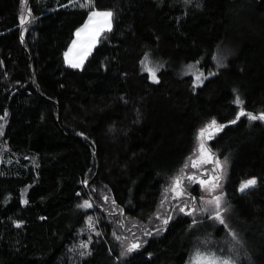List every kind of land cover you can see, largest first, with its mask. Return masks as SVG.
<instances>
[{
  "label": "trees",
  "instance_id": "trees-1",
  "mask_svg": "<svg viewBox=\"0 0 264 264\" xmlns=\"http://www.w3.org/2000/svg\"><path fill=\"white\" fill-rule=\"evenodd\" d=\"M66 3L28 0L36 20L22 43L21 0H0V115L9 113L0 135V264H121L113 230L131 239L127 228L142 237L159 226L149 218L193 153L198 129L234 119L237 94L247 110H264V0H97L116 12L113 30L82 69L68 66L64 53L87 9ZM220 45L235 55L215 69ZM146 53L166 65L159 83L141 70ZM196 61L215 75L193 90L194 77L176 70ZM207 143L227 158L222 183L233 228L249 235L252 264L264 263V122L243 117ZM253 176L256 187L238 191ZM189 191L199 201V185ZM83 199L94 207L78 208ZM86 216L98 219L101 236L89 232ZM190 223L175 215L126 264H186L196 236ZM90 234L92 255L72 251Z\"/></svg>",
  "mask_w": 264,
  "mask_h": 264
},
{
  "label": "snow or ice",
  "instance_id": "snow-or-ice-1",
  "mask_svg": "<svg viewBox=\"0 0 264 264\" xmlns=\"http://www.w3.org/2000/svg\"><path fill=\"white\" fill-rule=\"evenodd\" d=\"M184 2L185 4H192L193 0H184ZM21 5L22 12L19 16V26L22 30L21 42L23 43L24 32L28 31V25L32 24L36 20V17L33 15L31 8L28 7V0H21ZM62 6L87 9V19L76 29L75 38L64 53L65 62L71 68L82 69L85 61L92 54L93 49L101 42V38L105 37L106 33L112 32L116 12L111 8L97 7V0H68V4ZM213 59L217 58L213 57ZM140 63L143 66V70L148 73L149 79L154 83H159L158 73L163 68V65L153 63L147 53ZM195 64H199V61H196ZM195 64L187 65L186 69L193 70ZM213 75H215L213 72L205 74L203 71L196 70L192 80L193 90L201 87L204 81ZM234 104L238 107V111L235 118L228 121L227 124L219 123L216 118H212L198 129L195 138L197 144L193 153L186 158L178 172L168 178L166 186L162 190L158 209L153 217L149 218L150 220L154 219L158 221L159 226L146 227L142 237L136 236L132 232V228H127L126 231L132 233L131 239L128 236L117 234L115 229L113 230L115 240L120 242V252L117 260L121 261V264H126L127 259L133 253L138 252V250L144 247L147 243V240L144 239L145 237L160 234L161 231L166 230L175 215L190 217V229H196L203 223L202 218L218 222L219 225L227 230V235L231 237V240H228L223 245L219 241H213L210 236L204 239L197 238V242L193 246L186 264H241L240 248L243 247V239L226 221L228 208L226 206V194L223 191L222 181L226 177L227 158L223 161L220 160L216 153L208 146L207 142L212 140L216 134L228 125L237 124L243 117H246L249 122H264V110L258 113L247 110L239 94L236 95ZM8 115L9 113L5 110L3 115H0V121L6 123ZM5 123H0V135L3 134ZM80 135L83 136L84 133H80ZM208 165H211V168L206 167ZM190 168L195 169V171H189ZM81 183L85 187L89 186L87 178L82 180ZM192 184H198L201 189L202 194L199 197V201L189 191ZM257 184L258 179L254 176L250 177L240 182L238 191L244 193L255 188ZM77 195L81 194L77 193ZM103 199L105 203L109 202L107 195ZM21 202L27 205L29 200L25 198ZM111 206L117 208L123 214V209H119L114 199L111 200ZM77 207L80 209H91L94 207V202L91 199H83ZM160 209H164V212L162 213ZM86 221L90 233H95L96 236L102 235L96 228V224L99 222L98 219L86 216ZM14 223L16 227H20L23 221L17 220ZM116 226L118 228L125 227L124 223L120 220L116 221ZM132 227L135 228L137 225L134 224ZM83 231L84 229L82 228L81 232ZM92 243L93 240L90 234L86 240L80 241L72 251L78 250L81 257L90 256L92 255L90 247ZM109 251L111 252L112 250L109 249Z\"/></svg>",
  "mask_w": 264,
  "mask_h": 264
},
{
  "label": "rangeland",
  "instance_id": "rangeland-1",
  "mask_svg": "<svg viewBox=\"0 0 264 264\" xmlns=\"http://www.w3.org/2000/svg\"><path fill=\"white\" fill-rule=\"evenodd\" d=\"M67 4H68V0H67L66 5ZM69 7L70 8H79V7H72V6H69ZM234 55H235V52L229 46H227V45L218 46L215 49L214 54H213V57H216L217 59L212 58V64H213L214 68L218 69L220 67L227 66L229 60L232 59L234 57ZM148 57L152 60L153 63H160L163 65V67H166L165 63L162 60L158 59L155 55L148 54ZM189 64H195V62L181 64L180 67L176 70L177 75L178 76L192 75L194 77V73L196 70L203 71L201 68H199L198 64H195V68L193 70L186 69V66ZM141 70L144 71L142 65H141ZM144 72H146V71H144ZM204 73L207 74L208 72H204ZM234 100H235V98H233V101ZM0 123H4V121H0ZM206 167L211 168V166H206ZM226 206H227V198H226ZM233 218H234V212H233V210H231V208H228V212L226 215V221L231 226L232 229H234L237 233H239V236L243 239V242H244L243 247L240 248V253H241L240 254V260L243 259L241 261V264H252L254 262L255 258L257 257V255L252 254V250L254 248L250 244H247V243H250L249 235L244 231H243L244 233H242L241 230H238L237 228H233V225H232ZM202 219H204V218H202ZM207 221H209L210 224L206 223ZM194 232L196 233V236H195L194 240H191V243H192V245H190L191 251L193 249V246L197 242V238L204 239V238L210 236L213 241H219L221 243V245L226 243L228 240H231V237L227 235V230L223 226L219 225L218 222H213V221L207 220V219H204L203 223H201L196 229H194ZM190 254H191V252H190ZM190 254H189V256H190ZM242 256H243V258H242ZM260 261H261V258L259 257L258 262H260ZM261 264H264V263H261Z\"/></svg>",
  "mask_w": 264,
  "mask_h": 264
},
{
  "label": "bare ground",
  "instance_id": "bare-ground-1",
  "mask_svg": "<svg viewBox=\"0 0 264 264\" xmlns=\"http://www.w3.org/2000/svg\"><path fill=\"white\" fill-rule=\"evenodd\" d=\"M1 138H2V137H1ZM83 228H84V227H83ZM217 232H218V231H217ZM88 234H89V233H88ZM80 235H81V233H80ZM83 235H84V234H83ZM83 235H82V236H83ZM84 240H85V239H84ZM75 242H76V241H75ZM77 242H78V241H77ZM78 244H79V243H78ZM247 244H251V243H247ZM253 244H254V243H253ZM253 244H252V245H253ZM255 244H256V243H255ZM255 244H254V245H255ZM255 246H256V245H255ZM249 247H250V246H249ZM250 249H251V248H250ZM254 249H255V248H254ZM113 264H114V263H113Z\"/></svg>",
  "mask_w": 264,
  "mask_h": 264
},
{
  "label": "water",
  "instance_id": "water-1",
  "mask_svg": "<svg viewBox=\"0 0 264 264\" xmlns=\"http://www.w3.org/2000/svg\"><path fill=\"white\" fill-rule=\"evenodd\" d=\"M147 75H148V73H147ZM148 79H149V75H148ZM149 81H150V82H153V81H151L150 79H149ZM7 112H8V111H7ZM7 120H8V117H7Z\"/></svg>",
  "mask_w": 264,
  "mask_h": 264
},
{
  "label": "crops",
  "instance_id": "crops-1",
  "mask_svg": "<svg viewBox=\"0 0 264 264\" xmlns=\"http://www.w3.org/2000/svg\"><path fill=\"white\" fill-rule=\"evenodd\" d=\"M74 38H75V35H74ZM65 60V59H64ZM66 63V62H65ZM67 64V63H66ZM68 65V64H67ZM69 66V65H68Z\"/></svg>",
  "mask_w": 264,
  "mask_h": 264
}]
</instances>
